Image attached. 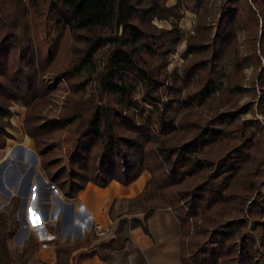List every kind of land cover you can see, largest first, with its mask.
<instances>
[{
	"label": "trees",
	"instance_id": "trees-1",
	"mask_svg": "<svg viewBox=\"0 0 264 264\" xmlns=\"http://www.w3.org/2000/svg\"><path fill=\"white\" fill-rule=\"evenodd\" d=\"M188 2L179 0L168 6L167 0H49L53 24L68 28L73 35L72 67L88 66L96 72L94 53L109 45L104 68L94 77L100 95L110 97L98 105L69 95L61 115L49 118L40 113L49 88L39 76L53 60L54 46L49 45L45 52L35 46L26 20L29 6L23 0H0V141L13 138L8 131L13 115L10 107L20 102L27 108L24 134L32 138L48 182L66 199L77 198L88 183L105 187L115 180L129 185L147 172L149 178L136 197L142 217L130 220L132 228L139 226L149 234L148 219L154 210L171 209L180 225L183 264H264V192L259 181L250 179L255 174L245 167L256 162L246 150L249 139L243 140L239 134L241 142L218 160L198 156L218 137L223 117L209 120L203 127L194 124L195 134L187 137L185 122H171L166 116L173 100L159 107L158 86L167 68L164 60L171 53L170 42L176 40L170 37L179 33ZM195 13L196 32L187 38L185 49L194 57L182 68L181 77L186 80L202 71L204 78L188 99H205L219 86L218 68L228 51L239 77L246 59L261 68L257 83L264 91V0H220L212 37H207L209 9ZM154 20H167L172 27L162 29ZM234 25L244 31L248 42H256L259 32L258 55L255 48L246 56H237ZM72 67L62 76H72ZM171 79L176 83V76ZM136 83L144 88L143 101L152 106L150 117L136 110L138 103L132 98ZM61 130L67 131L62 138L66 162L60 157L48 158L55 149L52 136ZM11 203L10 213L14 214L17 198L12 197ZM11 215L0 212V264H27L37 249L24 246L13 254L9 241L18 222L11 224ZM91 241L86 237L73 244L62 243L57 249L58 264H69L70 258L81 264L95 254L107 260L111 251L124 247L115 237L100 241L95 248ZM79 249L84 250L74 256Z\"/></svg>",
	"mask_w": 264,
	"mask_h": 264
},
{
	"label": "rangeland",
	"instance_id": "rangeland-1",
	"mask_svg": "<svg viewBox=\"0 0 264 264\" xmlns=\"http://www.w3.org/2000/svg\"><path fill=\"white\" fill-rule=\"evenodd\" d=\"M48 1L49 0H23V3L29 6L26 20L30 21V31L35 46L38 49L41 48L42 52H45V50L49 48V45L54 46L53 60L46 65L47 68L39 76L40 80L42 79L43 83L49 88V92H47L46 95V104L43 106L40 113L49 118L60 116L64 102L69 95L73 97V100H79L81 102L93 100L96 104L99 102L98 105L105 104L106 100H110V97L107 96V94L100 95L101 91L98 89L97 80H95L96 77L94 76L97 71L104 68L109 45L97 49L94 53L93 58L96 65V72H91L88 66L76 70V68L71 65L75 64L73 62L75 57L73 35L68 28H58L53 24L55 18L48 12ZM219 1L220 0H189L188 2V9L190 8L194 13L195 11L204 13L206 7L209 9L206 22L210 25V29L207 37H212L215 31ZM161 21L154 20L153 22L162 29H170L172 27L169 21L163 20L167 21L168 25ZM195 21L196 20H180L179 33L176 34V36L172 35L170 37V40L173 38L176 40L170 42L171 53L164 60V63H167V68L166 71L162 72V83L158 86L160 100H162L159 107H162L166 100L170 98L173 100V106L166 116L169 117V121L176 123L179 119H182L185 122L183 126L187 137H192V135L195 134L194 124H197L198 127H203L209 120H215V118L220 116L223 117L220 125H218L220 129L218 137L211 144L202 148L198 156L209 158L210 160H218L236 144L241 142L237 136L242 133L243 140L249 139V145L246 150L256 161L255 163L246 164L245 167L248 172L255 174L249 177L250 179L253 178L255 181H259L261 190L264 192V91L260 89L257 83L261 68H255L253 63L249 59H246L243 63V72L239 77L232 64L233 55L228 51L221 59V64L218 68L217 82L219 86L205 99H188V94L195 92L202 85V78H204V73L202 71H198L193 77L186 80L181 77L182 68L188 65L190 60L194 57L193 54H187L185 49L187 38L190 34H195L196 32ZM164 24L168 27H165ZM234 28L237 35V56L243 57L248 54L249 50L253 51L255 48L257 50L260 40L259 32L256 42H248L244 31L240 29L238 25H234ZM118 33L120 34V32ZM78 44L81 45V47L85 45L84 42ZM256 50L255 54L258 55L259 51ZM250 59H254V55L252 58L250 57ZM263 63L264 60L261 59V64ZM70 67H72L70 70H72L73 75L70 77H63L62 74ZM174 69L179 70L172 75ZM175 76L177 81L176 83H172L171 77ZM235 83L238 84L237 87L234 86ZM134 86L132 98L138 103L137 112L142 113L146 117H150L152 114V106L147 105L143 101L142 96L144 88L139 83H136ZM185 101L191 103L187 105ZM10 109L13 115L15 114L17 117L23 114L22 124H19L21 116L19 117V121L16 117L12 118L14 124L11 123L9 119L11 128H8V131L13 135V138H6L3 141L4 145H2L3 143L0 141V149L5 147L8 143L15 142L14 144L16 145L20 139L21 133L24 134L23 123L27 108L22 105V103L15 102L12 103ZM21 112L23 113L21 114ZM228 112H231L232 115H229ZM176 132H178V130ZM66 133V130H61L53 134L52 140L55 149L48 158L60 157L66 162V146L62 140ZM14 148L11 154L13 153L14 158L17 159V150ZM33 149L34 151L25 154V160H21L24 161L23 163L28 164V167H23L20 163H17L16 167H14L15 169H13V171L16 170V173H20L18 182H15V184L12 183L10 181L12 174L7 173L9 185L11 186L14 184L13 190L15 191H13V197H16L18 200L17 209L14 214L10 213L14 205L12 204L13 202L10 204L11 199L9 195L7 192L0 190V199L3 204L2 207H0V212H4L6 216L12 214L9 220L11 224H15L13 223L14 221L18 222L17 230L9 241V246L13 254H16L24 246L37 249L35 253L50 248V250H52L51 252L55 251L56 264H58L59 258L57 256V249L65 241H68L69 244H73L75 241H83L86 237H89L92 240L90 243L94 244L95 248L100 241L115 237L119 244L125 245L129 240L128 232L132 228L130 220L133 217H142V206L139 200L135 197L128 201H124L121 208L110 210L113 224L110 227V231L102 236V238L94 233L92 229L93 226L90 224L87 225L86 230L84 229V235H81L84 237L81 239H77L78 234L75 232L71 235L67 233L63 236L60 230L64 218L61 212L62 210L58 211V209L55 208L56 210H54V212H50L53 218L49 216V219H46L45 216H42L43 211L39 203L43 199H45L46 202L47 195L45 192L49 191L48 193L53 195L50 203H57L56 199L58 196L56 195V186L48 182L45 176L46 172L40 166V159L35 151V147ZM23 168L31 169L34 177H36V185H33L32 192L28 196L24 195L26 172L23 171ZM54 169L55 168L52 170ZM12 177H14V174ZM255 195L256 193H254L252 199ZM42 219L46 220L45 223L41 226L36 225V223ZM123 219L127 220L126 223L118 226V223ZM51 220L53 221V225H49L48 221ZM250 222L249 219V226ZM81 223H83V221H81ZM98 251L103 253L102 249L98 248ZM68 263L70 264V259ZM72 264H74V261Z\"/></svg>",
	"mask_w": 264,
	"mask_h": 264
},
{
	"label": "crops",
	"instance_id": "crops-1",
	"mask_svg": "<svg viewBox=\"0 0 264 264\" xmlns=\"http://www.w3.org/2000/svg\"><path fill=\"white\" fill-rule=\"evenodd\" d=\"M178 1L179 0H167V5L172 6ZM180 20H196V13L190 10V8L186 9ZM163 22L168 25L167 21ZM167 25L164 24L165 27H168ZM22 113L23 112H21V114ZM20 116L21 121H19ZM20 116L17 117V115L14 114L10 118L11 123L14 124L12 118L16 117L19 124H22L23 114ZM19 138L16 145L14 144L15 142L8 143L5 147L0 149V190L7 192L10 199L13 197V191H15L13 190V186L15 182H18L20 176V173H16V170L13 171V169H15L14 167H16L17 163H22L23 167H28V164L23 163L24 161L21 160H25V154L27 152L34 151V142L32 138L22 133ZM13 148L17 150V159L14 158L13 153L11 154ZM5 162L7 163L4 164ZM23 171L26 172L24 195L28 196L32 192L33 185H36V177H34V174L31 175V169L29 168H23ZM7 173L14 174V177L11 175L10 181L14 183L11 186L7 179ZM15 174L18 175L16 176ZM30 177L32 181L29 185L28 179ZM148 178L149 174L144 172L137 180L129 185H123L115 180L105 187H99L93 183H88L86 188H84L79 193L78 197L73 200L66 199L56 188V195L58 196L56 199L57 203H50L53 195H50L48 193L49 191H46V202L45 199L41 200V202L39 201V205L43 211L42 216L49 219V216H53L50 215V212H54L56 209H58V211L62 210L61 212L64 218L60 230L63 236L67 233L71 235L75 232L78 234L77 239L84 237L81 236L84 233V228L81 225V221L83 220H86L88 223H100L111 229L110 227L113 221L110 216V210L119 209L124 201L137 197L143 190ZM1 202L0 199V207L3 205ZM51 221H48L49 225H53V221ZM147 227L149 229V234H146L139 226L131 228L128 232V242L122 249L111 251L107 260H103L99 254H95L83 259L81 264H183L180 259V225L173 211L171 209L154 210L148 219ZM64 243L69 244L68 241ZM82 250L84 249L75 251L73 255L75 256ZM51 251L52 250L49 248L34 253L27 264H56V253L55 251ZM72 263L73 259L70 258V264Z\"/></svg>",
	"mask_w": 264,
	"mask_h": 264
},
{
	"label": "built area",
	"instance_id": "built-area-1",
	"mask_svg": "<svg viewBox=\"0 0 264 264\" xmlns=\"http://www.w3.org/2000/svg\"><path fill=\"white\" fill-rule=\"evenodd\" d=\"M45 221H46L45 219L44 220L42 219V220L38 221V223H36V225L41 226L45 223ZM84 221H85V223H84ZM89 224L93 226L92 229H93L94 233L97 236H101V238H102V236H104L105 234H107L110 231V229L107 226H103L100 223H93V222L88 223L86 220H83V223L81 225L83 226L84 229H86L87 225H89Z\"/></svg>",
	"mask_w": 264,
	"mask_h": 264
},
{
	"label": "water",
	"instance_id": "water-1",
	"mask_svg": "<svg viewBox=\"0 0 264 264\" xmlns=\"http://www.w3.org/2000/svg\"><path fill=\"white\" fill-rule=\"evenodd\" d=\"M36 160V159H35ZM7 162H5L4 164H6ZM22 165V163H20ZM33 174V171L31 170V175ZM31 181H32V178L30 177L28 179V184L30 185L31 184Z\"/></svg>",
	"mask_w": 264,
	"mask_h": 264
}]
</instances>
